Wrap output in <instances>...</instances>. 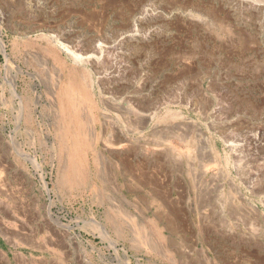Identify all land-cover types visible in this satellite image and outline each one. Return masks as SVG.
<instances>
[{"label":"rangeland","instance_id":"obj_1","mask_svg":"<svg viewBox=\"0 0 264 264\" xmlns=\"http://www.w3.org/2000/svg\"><path fill=\"white\" fill-rule=\"evenodd\" d=\"M0 37V264H264V0H0Z\"/></svg>","mask_w":264,"mask_h":264},{"label":"bare ground","instance_id":"obj_2","mask_svg":"<svg viewBox=\"0 0 264 264\" xmlns=\"http://www.w3.org/2000/svg\"><path fill=\"white\" fill-rule=\"evenodd\" d=\"M121 37H123V36L121 35ZM121 39H123V38H121ZM116 40L117 39H115V41ZM121 44H122V41H119V42H115L113 46L115 48H119L121 46ZM58 46L61 47L64 50H66L67 52H69L73 56V58L75 60H77V59L80 60L82 58H84V60H87L88 58L92 57L91 54H88L86 56H80V55L72 52L70 50V48H68L65 45L59 44ZM102 46L103 45L101 44V42L95 43V44H93V49L100 51ZM0 48H1L2 52H5L4 51V44L2 42L1 37H0ZM5 56H6V53H5ZM72 73H74V72H72ZM15 87H16V82L13 80V84H12L11 91L13 93V96H18L17 92L15 91ZM82 90H83V88H82ZM55 94H56L55 99H56L57 108H58L56 111H57V113L61 117V129H60V132L58 133V135L60 137L59 140L61 142V146L63 148H65L69 160L70 161L72 160L71 162H73V160L79 158L80 155H81V153L84 151L83 148H84V145L86 143V141H84V140L86 139L87 141L91 142L92 139H90L89 134L85 130L82 129V127L84 125V123L82 122L83 121V115L80 113V109H82V108H80L81 106H79L78 103H77V101H76V99H77L76 92L72 89L71 82L70 81L63 82V84H60V86H59V84L56 85ZM85 94L88 95V91ZM52 97H53V100H54L53 93H52ZM85 99H86V102L87 101H92L91 98H85ZM132 99L128 97L125 100L127 102V106H125V110H124L126 116L127 115H135V114H138L139 115V118H141L143 120V119L147 118L148 116H150V114L153 113V110L156 109V105H154V107L152 106L153 109L150 110V111H147V112H145V111L143 112V111H141L139 109H135L134 106H133L134 105V102L132 101ZM123 109H124V107H123ZM104 116L108 117L107 114H104ZM76 119L79 120V121H77V123L75 124ZM125 123H127V119L125 120ZM138 126L139 125L137 124L134 128H137ZM121 141H122V138L114 139V141H112L111 140V137H110L105 142H107V145H111V144H115V143H121ZM232 146H234V145H232ZM33 162L35 164H37L35 158H33ZM71 171H72V174L73 175L74 174H76V175L79 174L78 167H77V164L75 163V161L72 163ZM43 187L46 188V185H45L44 182H43ZM56 222L58 224H61L58 219L56 220ZM91 222L94 225L95 224L96 225L98 224L96 221H94V218L93 217L91 219ZM92 223H90V224L92 225ZM63 225H65V224H63ZM95 228H96V226H95Z\"/></svg>","mask_w":264,"mask_h":264},{"label":"crops","instance_id":"obj_3","mask_svg":"<svg viewBox=\"0 0 264 264\" xmlns=\"http://www.w3.org/2000/svg\"><path fill=\"white\" fill-rule=\"evenodd\" d=\"M60 221V220H59ZM60 223H61V225L62 226H64V227H67V226H69L68 224H65V225H63V223L60 221ZM2 260V259H1ZM23 264V263H22Z\"/></svg>","mask_w":264,"mask_h":264},{"label":"built area","instance_id":"obj_4","mask_svg":"<svg viewBox=\"0 0 264 264\" xmlns=\"http://www.w3.org/2000/svg\"><path fill=\"white\" fill-rule=\"evenodd\" d=\"M256 132V131H255ZM256 133H258V132H256Z\"/></svg>","mask_w":264,"mask_h":264}]
</instances>
